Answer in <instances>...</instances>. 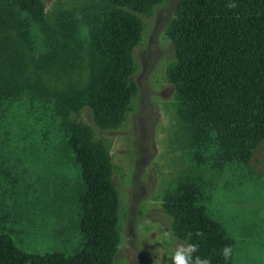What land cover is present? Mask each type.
Masks as SVG:
<instances>
[{
    "label": "rangeland",
    "instance_id": "1",
    "mask_svg": "<svg viewBox=\"0 0 264 264\" xmlns=\"http://www.w3.org/2000/svg\"><path fill=\"white\" fill-rule=\"evenodd\" d=\"M181 1H164L139 14L129 78L134 94L123 123L104 130L88 108L68 114L69 122L87 127L110 157L118 202L112 264H171L174 244L163 234L173 232L181 241L168 201L191 183L197 165L167 80L176 60L169 30ZM37 3L39 16L25 0H0V22L37 61L45 54L44 20L68 24L71 17L73 29L87 41L102 19L93 0ZM17 86L0 73V235L27 252H70L81 245L77 201L84 185L80 169L61 156L67 135L62 118V128L58 121L63 98L46 94L39 83ZM203 180L200 208L225 230L231 264H264V143L247 162Z\"/></svg>",
    "mask_w": 264,
    "mask_h": 264
},
{
    "label": "trees",
    "instance_id": "2",
    "mask_svg": "<svg viewBox=\"0 0 264 264\" xmlns=\"http://www.w3.org/2000/svg\"><path fill=\"white\" fill-rule=\"evenodd\" d=\"M25 1L36 16L41 15L37 0ZM164 1L168 0H93L102 19L87 41L73 29L71 17L68 24L44 20L45 54L39 61L0 22L1 75L18 86L39 83L46 94L63 98L58 121L61 117L67 135L61 156L80 169L84 185L77 201L81 239L77 249L27 252L0 235V264L113 263L118 202L110 157L102 144L92 140L87 127L69 122L68 114L88 108L104 130L123 123L134 94L129 78L139 14ZM229 3L237 7L229 9ZM169 37L176 60L167 80L175 89L178 123L197 165L194 179L189 178L185 189L178 188L168 209L177 223L178 239L184 241L192 233L190 242L197 244V255L210 257L211 264H231L219 254L223 246H231L225 230L200 203L204 175L247 162L264 143V0H182ZM197 232L203 236L197 237Z\"/></svg>",
    "mask_w": 264,
    "mask_h": 264
},
{
    "label": "clouds",
    "instance_id": "3",
    "mask_svg": "<svg viewBox=\"0 0 264 264\" xmlns=\"http://www.w3.org/2000/svg\"><path fill=\"white\" fill-rule=\"evenodd\" d=\"M227 8L232 9L237 7L235 3H229ZM192 233H189L184 241H177L173 232H165L163 238L165 241L172 242L174 248L170 256L171 264H211L210 257H201L197 255L198 246L196 243L190 242ZM197 237H202V232L195 233ZM221 257L225 262L230 261L233 255V248L230 245H225L220 249Z\"/></svg>",
    "mask_w": 264,
    "mask_h": 264
}]
</instances>
